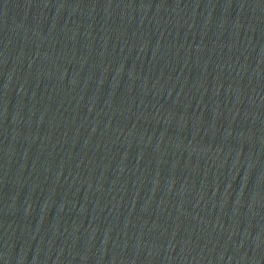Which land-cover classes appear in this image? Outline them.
Listing matches in <instances>:
<instances>
[{
    "label": "water",
    "instance_id": "95a60500",
    "mask_svg": "<svg viewBox=\"0 0 264 264\" xmlns=\"http://www.w3.org/2000/svg\"><path fill=\"white\" fill-rule=\"evenodd\" d=\"M0 264H264V0H0Z\"/></svg>",
    "mask_w": 264,
    "mask_h": 264
}]
</instances>
